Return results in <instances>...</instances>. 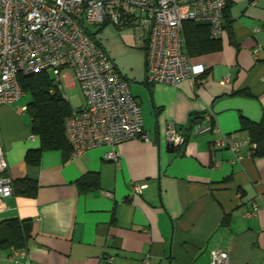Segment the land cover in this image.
I'll return each instance as SVG.
<instances>
[{
  "label": "crops",
  "instance_id": "0c3cea01",
  "mask_svg": "<svg viewBox=\"0 0 264 264\" xmlns=\"http://www.w3.org/2000/svg\"><path fill=\"white\" fill-rule=\"evenodd\" d=\"M225 11L222 47L191 57L206 68L196 79L178 86L149 83L146 51L135 79L114 62L132 82L149 136L117 145V162L106 158L110 147L103 146L76 157L45 150L39 165L30 164L28 152L41 147L28 111L31 95L0 104L6 180L13 187L17 179L37 183L34 195L14 187L0 201V222H32L27 246L17 248L27 250L19 264H213L214 250L228 252L227 264H264V156L248 155V145L241 158L230 147L213 145L230 133L249 138L241 116L262 118L264 0H227ZM123 35L127 48L138 47L134 31ZM69 77L74 83L67 86L75 88L78 82L73 74L67 82ZM84 103L83 93L82 99L76 94L71 106ZM210 111L213 129L192 132L182 146L169 149L167 125L189 133L192 118ZM91 174H98L99 186L82 189L79 182ZM143 182L147 186L134 193V185ZM13 248L0 247V264H15Z\"/></svg>",
  "mask_w": 264,
  "mask_h": 264
},
{
  "label": "built area",
  "instance_id": "2783aa9c",
  "mask_svg": "<svg viewBox=\"0 0 264 264\" xmlns=\"http://www.w3.org/2000/svg\"><path fill=\"white\" fill-rule=\"evenodd\" d=\"M226 7L227 0H0V104L15 103L26 94L19 75L42 70L53 74L57 89L69 100L67 77L73 74L85 103L65 119L71 156L109 146L105 156L117 162V145L149 136L132 82L117 71L92 26L113 23L120 29L132 28L135 44L146 51L147 81L178 86L206 69L194 63L184 48V24L206 23L211 35L220 38L225 33ZM258 53L256 48L254 54ZM204 119L207 124H196L193 134L213 129V113H206ZM165 140L176 148L186 137L171 123ZM213 145L230 147L240 158L242 146L254 147L249 138H235L233 133ZM7 169L0 140V201L14 194L5 177ZM146 186L135 184L133 191L141 193ZM257 209L254 203L249 214ZM26 253V248H13L10 258L19 264L18 256ZM228 259L227 251H212L213 264H227Z\"/></svg>",
  "mask_w": 264,
  "mask_h": 264
},
{
  "label": "trees",
  "instance_id": "16d2710c",
  "mask_svg": "<svg viewBox=\"0 0 264 264\" xmlns=\"http://www.w3.org/2000/svg\"><path fill=\"white\" fill-rule=\"evenodd\" d=\"M226 12V11H225ZM226 29V25H225ZM184 48L195 57L207 52L219 50L222 47V39L213 37L208 24L187 21L184 24ZM19 81L26 93L31 95L28 111L32 117L33 133L41 140V147L30 150L27 161L33 165H39L41 156L45 150H62L67 156L71 155V147L65 135V119L73 111L69 100L57 89L55 78L50 71L42 70L30 74L19 75ZM241 93L250 94L248 90ZM205 114L192 118L189 133H183L186 142L193 132L194 125L201 123ZM241 129L248 132L249 139L254 147L252 156H264V109L260 121H253L241 116ZM180 131V130H179ZM92 179L83 178L79 183L82 189H91L99 186L98 174H91ZM16 191L25 195L35 193L37 183L29 178L15 181ZM15 192V189H14ZM32 231L31 220L8 219L0 222V247L20 248L27 246Z\"/></svg>",
  "mask_w": 264,
  "mask_h": 264
},
{
  "label": "rangeland",
  "instance_id": "374dc122",
  "mask_svg": "<svg viewBox=\"0 0 264 264\" xmlns=\"http://www.w3.org/2000/svg\"><path fill=\"white\" fill-rule=\"evenodd\" d=\"M92 29L97 35V38L104 45L112 60L117 63L121 69L128 72L130 78L135 79V74L142 70L145 50L135 46H133V48H127L123 35V32L130 33L134 30L132 28H125L121 31V29L119 30V27L113 23L107 24L103 28L101 26H92ZM73 83V79L69 77L67 85ZM66 94L72 104L74 95L78 94L79 98L82 99V93L78 83L75 88H66Z\"/></svg>",
  "mask_w": 264,
  "mask_h": 264
},
{
  "label": "water",
  "instance_id": "95a60500",
  "mask_svg": "<svg viewBox=\"0 0 264 264\" xmlns=\"http://www.w3.org/2000/svg\"><path fill=\"white\" fill-rule=\"evenodd\" d=\"M169 149H170L171 151H174V150H175V147L169 145Z\"/></svg>",
  "mask_w": 264,
  "mask_h": 264
}]
</instances>
